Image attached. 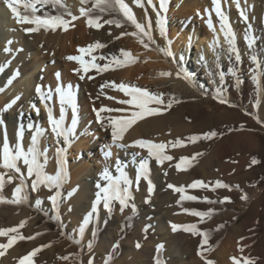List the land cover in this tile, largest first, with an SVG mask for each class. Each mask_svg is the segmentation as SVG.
<instances>
[{
	"label": "bare ground",
	"instance_id": "bare-ground-1",
	"mask_svg": "<svg viewBox=\"0 0 264 264\" xmlns=\"http://www.w3.org/2000/svg\"><path fill=\"white\" fill-rule=\"evenodd\" d=\"M248 1L249 0H240V5L243 6ZM125 2L128 3L129 6L132 8L136 16V19L139 23H142L145 26H147L149 21L153 25L156 23L157 10L159 9V5L157 6V2H159V0H152V3L156 6V10H153V7L147 4V0H144V7L141 8H143L144 11L148 14L146 18L145 17L139 18V14L137 13L136 10L137 8L135 7L134 0H125ZM168 2L170 5L169 7L167 6V9L171 8L172 9L171 11H173L178 16L189 14L193 17L194 23L195 22L197 23V20H199L198 21L200 24L199 35L201 36V39L196 40L199 43L197 44L196 52H192V50L190 49L192 40H190L189 38L190 34H187V32H185L180 36L179 38L180 43H175V41H171L173 46L174 45L176 46L178 44H179L178 48L182 46V51L180 50L178 56L182 54L184 56V60L180 66L184 68L183 69L184 72L189 73L188 81H190V83L184 79H180L177 78L176 76H173L175 69L177 67L171 68L170 73H172V75L168 77L162 76L160 73L161 71L160 69L159 71L154 70L157 71L156 73H153L152 69H150L149 76L152 77L151 81H153L155 84L152 89H148V88H144V89H147L148 91L154 94H162L165 103H167V101L170 98H175L177 100L176 96L177 93L179 92L182 94L183 98L178 100L179 101L178 103H173L172 107L169 110L165 111L162 115L148 117L145 120L139 121L136 125H134L131 129L128 130V132L125 134L124 141L122 142L131 143L133 140L136 139H147L154 143L161 142L168 146V144L171 141L176 142L177 139H187L188 137L192 136V134H194L193 126L191 124L190 118L193 116L198 106H200L201 103L206 102L205 101V99H207L206 94L209 92H207L206 89L199 88L197 86L199 82H197L198 83L197 84L194 81L196 73L195 74L192 73L193 71L191 72L190 71L191 69H189L188 66L190 63L191 68L192 66L195 68L200 67V73L202 72V75H205L206 72H209V70L211 69V62H214V59L216 58V49L215 50L213 49L212 44L217 36H219V39L222 41V45L225 50V54L221 56L222 59L224 60H220L219 63L224 62L222 63L224 68L225 66L228 65L231 68L235 66L234 68L238 71L239 84L236 83L235 77H232L229 73L227 74L228 78L225 77V83H224L225 91L223 93H225L224 98L229 101V104H221L216 99H212L211 104H213L212 106H216V108H214V110L216 109V111L214 112V115L212 117L213 119L210 125L211 128L209 127L210 128L209 133L216 132L217 133L216 137L218 136V138L216 139H235V140L244 139L243 134L245 133L240 131L242 127V125L240 124L241 115H243L244 117L246 115L245 118L250 123H257V119H254V117L258 118L261 122L257 124H259V126L260 125L264 126V94H262V88L258 87L255 84V82L251 79V68L253 66L250 64V52L252 53V49L254 50V48H252L250 51L248 49L245 50V54L241 57V62L239 64H236L234 59L230 61L227 58V54H226L227 45L224 44L223 34L220 33L219 31V21L215 16L214 11H212L213 9L212 0H168ZM64 3L74 15L79 16V8L81 7L80 0H64ZM91 6H92L91 3L84 5L85 8H90ZM221 7L226 13V15L229 16L228 17L229 23L237 37L238 31L244 32V28H243L244 21L241 19L235 3H233V0H221ZM19 10L23 11L22 8ZM46 11L55 14V12H53L50 6L49 8L46 9ZM209 12L212 13L211 19L213 25L216 28L215 33L212 30H210L206 24L209 18L208 16ZM193 15L198 17V19L195 20L194 18L196 17H194ZM65 18L69 20L71 19V17H65ZM109 18H112V16L111 15L104 16V19H109ZM120 18L122 19V17ZM203 22H205V24ZM72 24L74 26H70L68 31L58 29L55 32H51V31L45 32L44 30H41L40 32L26 35L21 29L23 27H30V25L18 24L15 18L13 17L10 9L7 7L5 0H0V67L3 68V71H0V89L3 90L0 91V110H2L4 106L7 103H9L12 99H14L16 96L21 97V99L17 101V104L14 105L12 109L8 110L7 112L0 111V118H3L4 121L6 122V131L11 143L15 142L16 132L20 127V125L25 126V137H24L25 148H27L28 144L30 143V137H31V132L27 130V125L29 123L33 124L34 126H38L46 129L45 136L41 140V149L42 150L45 148L48 149V155L50 159L46 170L50 174L55 173L56 166H54L55 161L53 160V158L55 156L54 152L57 145L48 126L47 113L44 109V105L40 102L35 92L36 87L40 85L45 88L47 87H51L53 89L55 88L57 83L55 74L58 72L57 70L60 69L61 67L58 61L63 59L64 54H67L69 50L72 51L70 53H72L73 56L80 55V53L78 52V48L88 47L89 45L94 44L96 42H100L107 45V47L93 53L96 56H100V55L119 56L121 49L130 52L132 55L134 51L137 52L139 50L144 49L143 45L139 43L135 37L126 35L119 40L116 39V37L120 35L121 32L135 31L134 27H132L129 24H125V26L122 28H116L114 25L113 26L105 25L103 28L96 30L87 27L86 18L84 17H81L73 21ZM171 25L172 27H171L170 35L173 40V38L177 34L176 29H174L176 24L174 25V23L171 22ZM196 28H199V26H196L195 29ZM155 29H156L155 26H152V35L155 41L153 45L156 48L159 45L161 46L162 42L158 39L156 32L157 29L156 30ZM195 29L193 28L192 25L189 30H192L191 33L194 34V32L197 31V30L195 31ZM109 33H111V35H109ZM248 34H251V31H249V29H248ZM256 35L258 34L256 33ZM9 40L13 41L11 45L7 44V41ZM120 40L121 43L119 44ZM258 41H260L261 44L255 45L258 46V48H256L255 51L257 52V56L259 60L262 63H264V37L261 40L258 38ZM41 45H43V47H41ZM6 46L12 49L10 53L4 52V48ZM17 49H23V51H16ZM52 51L54 52V54L51 55L50 52ZM187 54L188 55L190 54V57L189 56L187 57ZM150 55H152V53ZM133 56L134 58H137L136 55ZM201 56L204 57L203 61H201L200 59ZM85 59H89V57H85ZM8 61H11V63L10 64L7 63ZM137 61L138 59L137 60L135 59V62ZM97 62L103 64L106 61H97ZM135 62H134V66L132 65L125 66L124 70L121 69L119 71L117 69L118 71L112 72L110 74L109 73L96 74L94 71H92L88 74V76L93 77L92 79H89L88 76H86L84 80H80L79 76L77 77V82L80 83V87H78V90H76L80 119L77 128L76 138L73 140L71 146L68 147L67 150V157L69 159L72 157H75L73 159H77L81 151L82 152L84 151L86 154L87 153L89 154V149L95 148L98 141L103 142L104 144L107 137L110 136V131H105L100 124L96 123L97 125H95V122L93 124V120H94L93 114L91 113L92 111L90 110L91 107L88 105V100L84 96L85 92L87 94L90 93L89 94L90 100L93 99V104H92L93 109L94 108L98 109L102 106L104 107V103L107 101L106 99L105 100L100 99L103 98V95H100L101 91H103L104 94L108 93L109 95H111L112 93H114V90L111 87L104 88L102 90L101 85L105 84L106 82L116 83L117 80H119L120 82L121 80H123L124 84L130 85L134 75L146 71L144 66L138 67V65L136 66ZM68 66L74 70L79 68V64L76 63L75 61H69ZM202 67L206 68V70H203ZM17 71L19 72L18 76L15 75ZM62 77L63 76H61V82L64 84L66 82V79H63ZM10 80H11V84H9ZM218 85L219 83L217 82L216 83L211 82L210 86L212 89V96L216 94V88ZM262 86H264V77H262ZM198 89H200V91H198ZM98 95H99V99H97ZM122 97L124 99H128L125 95H123ZM110 101L108 102L110 103ZM111 102L113 105V101ZM32 104H36L38 108H40L39 104L41 105L40 112L38 114L35 110H33L30 107ZM52 105H53V113L58 118L59 104L56 97L53 98ZM113 107H116L115 103L112 106V108ZM153 107H158V106L153 105ZM207 108L209 109V111L212 110V107L210 105ZM175 110L176 111L180 110L181 113L176 112ZM240 111H244V114L243 113L240 114ZM101 115L108 116L109 113H102ZM110 115L119 116L122 114L118 115L113 112L110 113ZM227 115H232V116L235 115V117L237 118L235 120H229L227 118ZM70 120H71V112L70 114L68 112L67 122L70 123ZM230 129L232 131H230ZM3 132H4V128L0 126V142H2ZM257 132L259 131L257 130ZM61 145H63L62 141L60 143V146ZM230 148L231 149L227 150V154L233 155L234 152H236L235 147L231 145ZM136 150L137 149L120 150L115 148V150L112 151L113 155L110 158L109 163L113 165V167L110 168V171H112L113 175H117L114 165L116 160L119 159L123 164L128 165L126 171H128L129 175L134 178L135 168L131 163L130 153ZM175 151L176 150L170 149L169 146L166 148V154L172 156V159L174 155H177L178 153V152L175 153ZM143 155H146V152H143ZM225 155H226V151L223 148H219L217 144L214 152L208 157V159L209 160H213V158L216 159L219 163L217 167L220 171L225 170L227 168L233 171L234 167L236 168V170H239L240 169L239 166L231 164L233 162V158L235 157L228 156L229 158L225 160L224 159ZM96 157L98 158H95V160H93L92 162H88V161L84 162L85 158H81L79 159L78 162L76 163L71 162L70 164L67 165L69 180L62 189L66 198L63 202V206L60 208V217L63 215V213L64 214L66 213L68 208H71L73 210L72 213L76 215V218L78 219L86 215L90 211L91 205L95 200V193L98 191L96 185L98 183L100 184L103 183L99 179V174L104 167V163H105L104 157L102 153H100V156H96ZM177 159L179 158L177 157ZM82 161L84 163H81ZM171 162H169L168 164L169 168L171 165V170H169L170 174L168 173L170 177L169 179H171L175 183H179L181 186L185 188H187V186L188 188H190L189 186L191 184L189 183V181L191 175H193L194 173L193 169L191 168L192 165H190L186 170H177L175 164ZM175 162L177 163V161ZM22 170L26 171V169H22ZM0 171L3 170L0 169ZM205 175L206 177L208 176L206 173H204V177ZM238 180L240 182H243L242 177L240 178L237 177L235 180L236 182L234 183L231 182V184L234 186L240 185V183L237 184ZM158 182L159 179L155 180L154 177L155 186L157 185ZM17 183L18 180L14 181L13 185L16 186ZM27 183L30 185L31 181L29 180L27 181ZM140 186H141L140 188L141 190L137 195V198L139 199H141L140 197L145 194L143 191V184ZM134 188L135 185L133 186V189ZM28 191H29L28 206L30 210L26 211L27 209L21 208L23 210H21L20 213L17 212V214L12 215L7 213L9 211L4 212L3 210L0 209V229L3 228L8 229L13 227L19 228V225L21 224V222H23L24 227L28 229V233L32 232L30 234L32 236L33 234H36L41 231V229L38 228V226L41 224V221L46 220V218L54 215L51 209V205L47 200V197L49 196V192L46 189H41L40 192H42V196L37 195L36 192H32L30 187ZM225 191H227V189ZM68 193H71L70 197L67 195ZM3 196L9 201L12 199V197L7 194L3 193ZM38 198L43 199V204L41 205V207L43 208L42 212L36 211L35 208L32 206L35 204V201ZM240 202H243V199H240ZM2 205L9 208L13 207L14 209L19 206H24V204L17 205L12 203H6ZM99 211L101 218H106L109 222L115 220L113 218L114 215L112 216V214L111 215L107 214V212L103 210L102 205L100 206ZM183 214L186 218L187 214L185 211L183 212ZM30 216H32V218L29 220L28 217ZM67 218H69V216H67ZM76 223H77V219L73 221L72 225L75 226ZM99 227H101V224ZM232 231L234 232V230ZM10 235H17V233H12ZM70 237L71 239H74L73 235L72 236L70 235ZM107 237L108 235H105L103 238H107ZM7 240L8 237H3L2 239H0V244L7 243ZM72 241L74 242L75 239ZM239 246L245 248L248 247V243L246 240H243V242L240 243ZM240 247L237 248L236 246L237 248L236 249L235 247L233 248L226 246L223 247V249L221 250L218 249L219 251L216 253V258H219L217 259L218 263L221 258L220 263L226 264V262L224 261L227 259V253H228L227 251L229 250H233L232 253L237 252L236 253L237 258L242 256V252H238ZM25 250L26 249L21 250L19 243L16 242L11 248L8 249V252H6L5 255L1 257L2 259L0 260V264H17L20 260L21 254L25 252ZM74 252H79V248L76 247L74 249ZM224 254L225 256H223ZM231 254L229 255V257L235 255V254L234 255ZM188 258L189 260L191 259V257ZM80 259L81 258L79 257V262L76 261L77 263H71V264H81ZM194 261L195 260L192 259V262ZM230 261L232 260L230 259Z\"/></svg>",
	"mask_w": 264,
	"mask_h": 264
},
{
	"label": "rangeland",
	"instance_id": "rangeland-1",
	"mask_svg": "<svg viewBox=\"0 0 264 264\" xmlns=\"http://www.w3.org/2000/svg\"><path fill=\"white\" fill-rule=\"evenodd\" d=\"M158 5L159 2H157V6ZM169 5L170 4L168 2L167 6L169 7ZM135 7L137 8L136 10L139 14V18H146V16H148L143 8L137 7L136 5ZM241 8L245 11L248 17L247 23L243 20L244 32L238 31L236 37L237 48L242 57L245 54V50L248 49L245 41L246 34L255 36V45L261 44V42L258 41V38L261 40L264 37V0H249L241 6ZM171 10V8L167 9V12L164 13V16L166 17L168 41L180 43V36L187 32V34H190V40H192L190 49L192 52H196L197 44H199L196 40L201 39V36L199 35L200 24L198 22L199 20H197L198 17L193 15L196 17L194 19L197 20V23H194L191 15L188 14L178 16ZM171 22L174 23V25L176 24L174 29H176L177 34L173 40L170 35L172 27ZM203 23L205 24V22ZM192 25L194 29L196 26H199V28L195 29V31H197L194 32V34L191 33L192 30H189ZM152 26H155L156 28V23L154 25L152 24ZM249 26L251 34H248ZM156 32L158 39L163 45H159L158 47L162 49L166 46L167 42L159 36L158 30H156ZM256 33L258 35H256ZM220 42L222 44L221 40ZM120 43L121 40L119 41V44ZM178 46L179 44L173 46L171 42V50L177 57L180 50L182 51V46L179 48ZM156 48L152 44L151 49L144 48L143 50H139L137 52L134 51L132 53V56L136 55L137 58L135 59H138V61L135 62L136 66H144L146 71L134 75L131 81L132 84L130 83L131 86H136L142 89H152L155 83L151 81L152 77L149 76L150 69H152L153 73H156L159 69L161 70L160 73L165 71L170 73L171 68L178 67L176 64L171 62V57L165 58L162 54L154 50ZM253 48L254 50L252 49V53L257 55L255 49L258 48V46H254ZM218 51H220V49L216 48V52ZM70 52L72 51L69 50L67 54H64L63 59L58 61L61 67L57 71L61 74V76H63V79H66L64 84L73 85L76 91L78 90V87H80V83L77 82V77L79 75L77 72L75 73L74 69L68 66L69 60H67L66 57L73 56ZM50 53L51 55L54 54L53 51ZM151 53L152 55H150ZM188 56L190 57V54H187V57ZM220 60L224 59L221 57ZM222 63H220L221 67L218 69L216 67V58L214 59V62H211V69L209 71L213 73L212 76H209L208 72H206L205 75H202V72L200 73V67L195 68L192 66L191 68L189 63L188 67L191 69L190 71H193L192 73L194 74L196 73L194 81L196 83L199 82V84L197 83V86L199 88H204L207 92H209L206 94V102L201 103L193 116L190 118L194 133L192 136H203L204 134L209 133V129L211 128L210 125L213 119L212 117L216 111V109L214 110L216 106H212L213 104H211L213 96L210 84L213 79L219 83L218 73L220 71H223L225 73V77H227L228 70L231 68L228 64H226L228 66H225L224 68ZM131 65L134 66V63H130V65L128 64L127 66ZM124 67L116 68L114 70L110 69L104 73L110 74L118 70L120 71L121 69L124 70ZM234 67L235 66H233V68ZM202 69L206 70L204 67H202ZM176 71L177 68L175 69L173 76H176ZM185 73L188 76L189 73ZM118 81L119 80L116 82L117 84L124 83L123 80H121V82L119 81V83ZM113 90L114 93L111 95L103 93L104 99L100 98L101 100L106 99L107 101L104 103V107L112 108L114 103L116 107L113 108L128 107L127 105H120L118 103L120 100H125L122 97L124 94L118 90L116 91V89ZM198 91H200V89H198ZM89 94L85 92L84 96L88 100V105L91 107L90 110L92 111L91 113L93 114L94 119L93 124L95 122V125H97L99 123L96 122L93 111V99L91 98L92 100H90ZM223 95L225 96V93H223ZM110 96L113 97V99H108ZM176 97L177 100L183 98L180 92L177 93ZM110 100L113 101V105ZM108 101H110V103ZM209 105L212 107L211 111L213 114L207 108ZM39 107L41 108L40 104ZM68 112L70 114L71 110L69 109ZM176 112L181 113L180 110H177ZM114 113L118 115L121 114L118 112ZM241 113L244 114V111H240V114ZM245 117L241 115L240 118V124L242 125L240 131L245 133L243 134L244 139H216L218 136H215L212 139H200L195 143L188 141V139H177L183 142L184 146L182 147H171V144L175 143V141H171V144H168L169 148L176 150L175 153L178 152L177 155H174L172 160L167 161L168 163L165 161L162 165H158L155 160H150L149 162L150 170H152L150 179L154 184V191L152 195L149 197L147 192V182L142 180L140 185L143 184V191L145 194L140 197L141 199L137 198V195L141 190V186L139 185V190H136V187L133 189L134 191L132 190L134 200L131 203L136 205L137 210L135 212H133L131 207H129L121 213L119 211L120 206L117 203L112 212V216L114 215L113 218L115 220L109 222L106 218H101L99 211L98 220L88 226L82 239L79 237L77 230L85 215L78 219L76 218V215L72 213L73 210L71 208H68L65 214L63 213L60 217V221L56 220L55 214L46 218V220L41 221V224L38 226L41 231L33 234L32 236L30 235L32 232L28 233V229L26 227L18 228V230H20L18 231L20 236L26 238L32 237L31 239H18L17 242L20 245V249H26L25 252L21 254L20 258L36 248H41V251H39L34 257V264H71L79 262V257L81 258V264H88L89 259H92L94 264H157V260H159V264H205V259H202L201 256L198 255L199 252H203L204 257L212 260L213 264H221V258L219 263L217 260L219 258H216V253L219 250L226 246L233 248H236L237 246L238 248L240 247V243H242L243 240H246L248 247L244 248L242 256L237 258V252L232 253L233 250H229L227 251V259L224 262H226V264H232V261H230V259L232 260V257H236L237 259L246 257L254 260L256 264H264V126H259L257 123H250ZM227 118L229 120H235L237 117H235V115H227ZM257 130L259 132H257ZM230 131L232 130L230 129ZM110 141V136L107 137L104 144L103 142L98 141L95 148L89 149V154L81 151L77 159H73L75 157L70 159L67 157L68 164L71 162L76 163L81 158H85L84 162H92L95 158H98L96 156H100L102 149H104L105 145L109 144ZM217 144L219 148H223L226 151L225 160L229 158L228 156L235 157L233 158V162L231 164L239 166V170H236L234 167L233 171L229 168L220 171L217 167L219 164L218 161L214 158L213 160L208 159V157L214 152ZM231 145L235 147L236 152H234L233 155H228L227 150L231 149ZM113 150H115V147L112 148V151ZM194 156L195 159H192ZM177 157L179 159H177ZM182 158H187L190 161V165H192L191 168L194 171L193 175H191L189 183L192 184L195 181H202L210 186L209 188L199 189L188 188V186L187 188L184 187L185 190L190 192L186 191L185 194L196 196L198 198L196 201H183L182 203H178L181 194L174 192L168 187L169 184H172L175 187H181L179 183H175L169 179V170H171V165L169 168L168 164L172 161L171 163L176 165ZM253 159H256L259 163L253 165ZM53 160L55 161V156ZM175 161H177V163ZM84 162L82 161L81 163ZM54 166H56V164ZM204 173L208 176L206 177L205 175L204 177ZM154 177L155 180L159 179L156 186L154 183ZM237 177H242L243 182L238 180L237 184L240 183V185L234 186L231 182H236L235 180ZM217 181L229 185L231 193L228 189L225 191L226 188H220L212 191L211 187L214 186ZM14 187L15 185L13 184L6 185L3 193L12 197ZM37 195L42 196V192H38ZM245 195L247 196V199H243V202H240L241 197ZM225 197H229L231 202L226 201L224 203H220L219 201L224 200ZM205 198L208 200H214L216 203L209 204L205 202ZM146 199L149 200V203L144 202ZM21 208L27 209L26 211L30 210L28 202L25 203L24 206H19L15 209L13 207L9 208L0 205L1 210L4 212L9 211L7 213L12 215L17 214V212L20 213L21 210H23ZM183 209L203 212H207L211 209L214 211L210 219L205 218V220L201 222L199 217L189 215L188 212H186L187 216L185 218ZM67 216H69V218H67ZM31 218L32 216L28 217L29 220ZM75 218L77 219V223L73 226L72 224L73 221L76 220ZM100 224L101 227H99ZM172 224H176L180 226V228L173 231L171 228ZM192 224L197 225L200 231L208 232L210 234L208 244L204 245L203 248L201 247L203 241L201 236L193 235L191 232L183 230V227ZM233 225H235L237 229ZM146 226L147 231H145ZM93 228L96 229L95 236L92 235ZM232 230H234V232ZM70 235H73L75 239L74 242L72 241L74 239H71ZM105 235H108V237L103 238ZM2 238L3 237H0V239ZM89 243L92 245L91 252L88 250ZM137 243L140 245L139 248L136 246ZM160 245H163V247L159 248ZM76 247L79 248V252H74ZM6 252H8V249L5 253ZM238 252L240 251L238 250ZM230 254L235 255L229 257ZM223 256H225V254ZM61 257H69V259L64 260L61 259ZM188 257H191V259L189 260ZM1 259L2 258L0 257V260ZM192 259L195 261L192 262ZM17 264H19V262ZM241 264H243L242 259Z\"/></svg>",
	"mask_w": 264,
	"mask_h": 264
},
{
	"label": "snow or ice",
	"instance_id": "snow-or-ice-1",
	"mask_svg": "<svg viewBox=\"0 0 264 264\" xmlns=\"http://www.w3.org/2000/svg\"><path fill=\"white\" fill-rule=\"evenodd\" d=\"M7 7L10 9L13 17L16 22L20 25H30V27H23L21 30L26 34H32L44 30L45 32L51 31L55 32L58 29L68 31L73 21L84 17L86 18L87 27L90 29L99 30L105 25L115 26L116 28H122L125 24H129L134 27L135 31L132 32H121L120 35L116 37L117 40L121 39L123 36H132L137 39L139 43L143 45L145 49H151V45L155 43L152 35V24L149 21L147 26L142 23H139L136 19V16L125 0H80L81 7L79 8V16L74 15L70 9L64 3V0H5ZM91 3L90 8H85L84 5ZM134 3L137 7H144V0H134ZM167 3L168 0H159V9L157 10V20L156 28L159 32V36L164 39L167 43L164 48L157 47L154 49L158 53L162 54L165 58L171 57V62L176 64L177 71L176 77L188 81L187 74L183 71V68L180 66L184 60V56L181 54L178 57L171 50V42L168 41L167 29H166V17L163 13L167 12ZM235 3L239 15L242 20L247 23L248 17L245 11L241 8L240 0H233ZM147 4L153 7V10H156V6L152 3V0H147ZM212 5L215 16L219 21V31L223 34L224 44L227 45L226 54L227 58L231 61L234 59L236 64L241 62V54L237 48L236 44V35L229 23V18L221 7V0H212ZM49 6L52 8L55 14H52L46 11ZM23 9L20 11L19 9ZM40 13V14H37ZM114 14V15H113ZM111 15L112 18L104 19V16ZM199 15V13H198ZM212 13H208L207 26L214 33L216 28L213 25L211 19ZM65 17H71V19H66ZM122 17V19L120 18ZM103 21V22H101ZM250 31V26H249ZM111 35V33H109ZM246 45L249 50H251L256 43V38L254 35L245 36ZM13 41H7L8 45H11ZM43 47V45H41ZM107 47L106 44L96 42L89 45L88 47L78 48L80 55L68 56L66 57L69 61H75L79 64V68L74 71L79 74V79L84 80L86 76L92 71L96 74H102L104 72L114 70L116 68L127 66L130 63L135 62V58L131 55L130 52L123 49L120 50L119 56H106L100 55L96 56L95 53L98 50ZM213 49L219 48L220 51L216 52V67L219 69L221 67L219 61L222 55L225 54L223 45L220 42L219 36L213 41ZM12 49L10 47H5L4 52L10 53ZM16 51H23V49H17ZM89 57V59H85ZM122 57V58H121ZM201 61L204 60V57L201 56ZM97 61H106L103 64L98 63ZM7 63H11L8 61ZM250 64L253 66L251 68V79L255 82L258 87L262 88V94H264V86H262V77H264V63H262L258 56L250 52ZM0 71H3V68L0 67ZM228 73L236 78V83L239 84L238 71L235 68H230ZM16 76L19 75L17 71ZM162 76L168 77L172 73L162 72ZM209 76H212L211 71L208 72ZM219 75V85L216 88V94L213 96V99H216L221 104H229V101L224 98L223 92L225 91V73L220 71ZM56 76V86L55 88L43 87L38 85L35 89V92L44 105V109L47 113L48 126L53 135L57 147L55 148V173L50 174L46 169L49 163L48 149H41V140L45 136L46 129L34 126L29 123L27 125V130L31 132L30 143L27 148L24 145L25 137V126L20 125L16 132L15 142L11 143L7 131H6V122L3 118H0V126L4 128L2 142H0V205L6 203L12 204H25L29 200V187L32 192H40L41 189H46L50 195L47 197L48 202L51 205V209L55 214L56 220L60 221V208L62 203L65 200V194L62 189L64 185L69 180L68 173V160H67V150L71 146L73 140L77 135V128L79 124V106L77 103L76 91L71 84H63L61 82V74L57 72ZM89 79L93 77L88 76ZM190 83V81H188ZM212 83H216L215 79L212 80ZM11 84V80L9 81ZM111 87L122 92L128 99L120 100L118 103L127 105L126 108H111V107H100L98 109L94 108L93 111L96 115V122L99 123L105 131H110L111 141L109 144L105 145V148L102 149L104 157V167L99 174V179L103 183H98L96 188L98 191L95 193V200L91 205L90 211L85 215L82 222L78 228V235L82 239L85 233V230L90 224L95 223L99 218V209L102 205L103 210H105L109 215L112 214L115 205L119 204V211L124 212L126 208L131 207L132 211L135 212L136 205L131 203L134 200L133 196V186L135 185L136 190H139L140 182L143 180L147 182V192L149 197L154 191V184L150 179L151 170L149 167L150 160H155L158 165H162L165 161L172 159V156L166 154V148L168 147L164 143H154L147 139H136L131 143L122 142L124 141L125 134L136 125L139 121L145 120L148 117L162 115L165 111L169 110L173 103H178L179 101L175 98H170L167 103L163 98L162 94H154L147 89H142L136 86L127 85L124 83L117 84L115 82H106L101 85V89ZM0 91H3L0 89ZM100 95H103L101 91ZM56 97L59 104V116L58 118L53 113V98ZM21 99L20 96H16L9 103H7L4 108L0 111L7 112L12 109L14 105L17 104V101ZM99 99V95L97 96ZM108 99H113V97H108ZM156 105L158 107H153ZM33 110L40 112V108L36 104L30 106ZM71 110V120L70 123L67 122L68 110ZM118 112L122 115L119 116H102V113H113ZM257 123L261 121L258 118ZM217 135L216 132H210L204 134L203 136H190L188 141L197 142L200 139H212ZM61 141L63 146H60ZM171 144V142H170ZM172 147L184 146L181 140H176L174 144H171ZM120 150L128 149H137L130 153L131 163L135 168L134 178L129 175V172L126 171L128 167L127 164H123L119 159L116 160L114 168L117 175H113L110 168L113 167L109 163L110 158L112 157V148ZM143 152H146V155H143ZM195 159V156L192 157ZM259 161L256 159L252 160V164H257ZM190 166V161L187 158H182L179 163L175 165L177 170H186ZM26 169V171L22 170ZM166 174V173H165ZM7 177V178H6ZM18 183L13 189L12 199L9 201L3 196V191L6 185L13 184L14 181ZM31 181L29 185L27 181ZM174 192L180 193V200L178 203L183 201H196L198 198L194 195H186V190L183 186L175 187L172 184L168 185ZM192 189L199 188H209L210 186L205 184L202 181H195L190 186ZM226 188L231 190L230 186L224 183L217 181L214 186L211 187L212 191L216 189ZM69 197L71 193L67 194ZM241 199H247V196H242ZM231 202L229 197H225L224 200L219 201L220 203ZM145 203H149V200L146 199ZM205 202L209 204H214L216 201L208 200L205 198ZM43 199L38 198L35 201V204L32 205L36 211L42 212L43 208ZM71 210V209H69ZM185 212H188L189 215L199 217L200 221L203 222L205 218H211L214 210H209L207 212L197 211V210H188L184 209ZM24 223L21 222L19 228H23ZM222 227V226H220ZM171 228L173 231H176L180 226L172 224ZM184 231L191 232L193 235H198L203 238L201 247L208 244L210 234L208 232H202L198 229L197 225L192 224L183 227ZM147 231V226L145 228ZM12 233H17V235H10ZM92 235H96V229L93 228ZM0 237H8L7 243L0 244V257L5 255V251L11 248L18 239H31L32 237H23L18 235V228H8L0 229ZM137 248L140 247L137 243ZM118 247V245H117ZM163 245H160L159 248H162ZM89 252L92 251V245L88 244ZM41 251V248H36L27 255L23 256L19 260V264H34V257L37 253ZM240 252L244 251L243 247L239 248ZM198 255L202 259H205V264H213L212 260L206 259L203 255V252H199ZM61 259L67 260L69 257H61ZM243 264H256L251 258H241ZM241 259L232 257V264H241ZM88 264H94L92 259H89ZM159 264V260H157Z\"/></svg>",
	"mask_w": 264,
	"mask_h": 264
}]
</instances>
